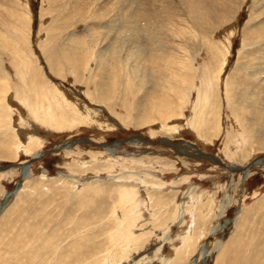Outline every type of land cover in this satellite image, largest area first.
Wrapping results in <instances>:
<instances>
[{"label": "rangeland", "instance_id": "rangeland-1", "mask_svg": "<svg viewBox=\"0 0 264 264\" xmlns=\"http://www.w3.org/2000/svg\"><path fill=\"white\" fill-rule=\"evenodd\" d=\"M201 257L264 264V0H0V264Z\"/></svg>", "mask_w": 264, "mask_h": 264}, {"label": "bare ground", "instance_id": "bare-ground-1", "mask_svg": "<svg viewBox=\"0 0 264 264\" xmlns=\"http://www.w3.org/2000/svg\"><path fill=\"white\" fill-rule=\"evenodd\" d=\"M206 75H207V74H206ZM207 76H211V75L209 74V75H207ZM211 77H212V76H211ZM208 83H209V82H208ZM209 84H210V83H209ZM230 84H232V83H230ZM230 84H229V82H226V83H225V86H230ZM233 84H235V82H234ZM207 85H208V84H207ZM205 86H206V84H205ZM235 93H236V92H235ZM44 102H45V101H44ZM40 103H41V101H40ZM48 103H49V102H48ZM42 104H43V103H42ZM51 116H55V114L53 113ZM77 117H78V116H77ZM51 118H52V117H50V119H51ZM191 120H192V119H191ZM50 121H51V120H50ZM195 123H196V122H195ZM48 124H49V122H48ZM199 125H200V124H199ZM52 126H53V123H52ZM52 126H51V127H52ZM196 126H197V124H196ZM199 134H201V133H199ZM31 138H32V137H31ZM31 138H30V139H31ZM27 171H28V167L24 166L23 168H21V174H22L24 177H25ZM132 175H133V174H132ZM25 178H26V177H25ZM146 185H147V184H146ZM149 189H150V188H149ZM149 189H148V191H147V194H148V197H149V198H152V197H151V196H152V193H151L152 191H150ZM10 194H11V193H10ZM136 194H137V190L132 191V189L129 190V191H124V193L122 194V197H123V198H125V199L127 198V200H126L127 202L125 203V205L128 204L129 206H131V207H130L131 209L134 208V205H133V204L136 203V202H135L136 199L133 198V197H136V196H135ZM7 197H8V195H7ZM130 197H132V198H130ZM138 201H139V199H138ZM138 203H139V202H137L136 205H138ZM141 204H142V203H141ZM135 207H136V206H135ZM130 208H129V209H130ZM137 208H138V207H137ZM138 212H139V211H138ZM126 217H127V216H126ZM132 217H133V216H132ZM127 219H128V218H127ZM130 219H131V218H130ZM130 219H129V220H130ZM128 222H129V221H128ZM144 233H145V232H144ZM132 234H133V233H132ZM131 242H132V241H131ZM127 246H128V245H127ZM185 246H186V245H185ZM206 251H207V250H205V254L208 253V252L206 253ZM249 258H250V257H249ZM250 259H251V258H250ZM251 262H253V264L256 263V262L254 263V261H252V260H251ZM250 264H251V263H250Z\"/></svg>", "mask_w": 264, "mask_h": 264}, {"label": "water", "instance_id": "water-1", "mask_svg": "<svg viewBox=\"0 0 264 264\" xmlns=\"http://www.w3.org/2000/svg\"><path fill=\"white\" fill-rule=\"evenodd\" d=\"M202 263L205 264V257H201Z\"/></svg>", "mask_w": 264, "mask_h": 264}]
</instances>
